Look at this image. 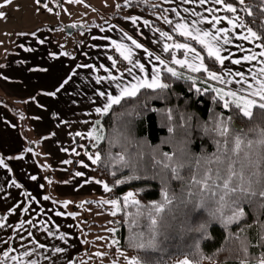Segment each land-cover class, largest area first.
Wrapping results in <instances>:
<instances>
[{
  "label": "snow or ice",
  "instance_id": "snow-or-ice-1",
  "mask_svg": "<svg viewBox=\"0 0 264 264\" xmlns=\"http://www.w3.org/2000/svg\"><path fill=\"white\" fill-rule=\"evenodd\" d=\"M13 0H5L6 4H11ZM37 5H40L41 0H35ZM185 3H193L196 0H183ZM209 0H198L200 5H205ZM211 3L215 5H222V9L207 8L206 11L211 15V18L204 16L201 13L192 11L193 16H199V20H192L190 22L184 21L177 22L173 25L172 31L177 33L179 37L185 38V42H175V38L167 31H160L159 38L166 41H174L173 43H163L162 52L170 53L171 59L166 61L162 59L160 55H154L150 52L142 43L137 42L132 36L125 33L126 38L131 41V44L136 49H143V51L150 58L147 63H142L138 58L134 60L133 49L124 43H118L113 40L112 44L115 49L123 57L124 61H127L131 67H126L125 72L130 78L125 82L124 72H121L119 76L110 75L107 77H97V83L102 80H110L115 89L119 90V95H114L111 92L100 91L98 96L106 98L102 107H96L95 112L100 115H106L113 109L114 105H121L122 101L131 99L141 95L142 89L164 90L170 87L169 83H165L162 80V74H170V77L177 79L195 80L196 77L191 74L186 75L184 72L178 71L176 67L169 66L178 65L181 69H187L189 73H200L206 77L205 83L208 80L217 81L221 87H204L203 89L197 88V92H214L215 96L223 101L224 109H231L235 115H229L224 117L222 114L215 117V122L212 127L203 125V129L207 133H215L221 137V140H217L219 148L216 153L211 156H204L197 158L195 164L189 163L191 153L187 149V145L190 142L187 137L189 135L188 130H185L184 136L177 141L176 150L169 155L168 153L162 154V159H155L153 157L151 167H159L161 170H167L172 173V178L185 181L186 187L191 188L195 186L202 199L199 205L193 204L191 211H195L197 206L204 207L205 200L214 205L217 210L210 212V219L206 223L200 225V230L207 233L212 219L222 220L225 226L233 223L239 224L244 220L245 224L248 223L246 218V212L244 205H255L260 209H264V51L256 53L251 48H245L242 44H236L237 52H232L228 45L232 44L234 40L247 41L250 44H254L255 47L264 49V22L259 25L256 24L257 17L254 16L253 8L251 5H246L245 0H238V4L244 6L243 11L247 13L249 17L253 19L245 23L237 16H220L216 15V12L223 10L226 13H237L238 8L234 3L228 2V0H211ZM261 4H264V0H260ZM5 5H0V8ZM51 11V9H48ZM176 12L175 9H173ZM185 12L189 9L185 8ZM179 16L180 13L176 12ZM260 17H264V9L259 12ZM6 13L0 12V18H5ZM133 24L136 23V17H132ZM226 21L227 25L231 27H217ZM145 24L149 22L144 21ZM166 23L173 24V21L166 19ZM207 24L211 30L207 28L199 27L198 25ZM252 24L253 26H248ZM237 29H246V34L237 33ZM255 29V30H254ZM160 40L153 41V43H159ZM259 42V43H257ZM43 43V41H41ZM199 45L201 51H198ZM30 50V49H29ZM174 50L182 52L183 58L178 59L174 54ZM202 50H206V57L202 55ZM227 53V55L223 54ZM237 53H247L245 55H237ZM236 57V58H233ZM159 62L160 66L152 64V59ZM109 59H112L109 57ZM228 61L232 65L252 64L254 61L260 63L262 66L258 71L254 68H248L247 71H233L232 68L225 66V62ZM210 62V63H209ZM117 60H112V67H115ZM148 64H152L149 69ZM216 65L220 66L219 71L215 70ZM162 66V67H161ZM136 70L142 75H137ZM110 71V69H105ZM151 77V78H149ZM169 76L165 75L164 79H168ZM239 86V87H234ZM141 107H144L143 105ZM239 119H246L249 122L255 123L259 121L258 127L244 128L237 123ZM99 125V121L96 122ZM173 131V129H169ZM77 136H81L82 133H76ZM89 137L96 140L97 144L103 139L101 135L97 134V129H93L88 133ZM22 157H17L21 159ZM89 160L93 164L101 161L99 153L95 154V157L89 155ZM121 162H124V157L119 158ZM64 163H71V161H64ZM0 165L4 168H8L3 158H0ZM126 166L131 167V162H125ZM88 167V165H84ZM10 170V169H9ZM186 170L184 175H181V171ZM76 176H82L84 173L77 172ZM115 175V173H113ZM140 176H133L130 179H140ZM31 179L35 180L33 176ZM126 181L124 179H118L115 181L117 184H123ZM51 183V181H50ZM96 183H101L96 181ZM16 187L20 185L13 181ZM104 189L107 192H111L112 188L108 184H104ZM136 193L129 192L123 198V206L126 208L129 204L135 205L139 208L140 201L134 199ZM192 193L188 192V198H182L175 193L169 195L168 191L163 194V200L160 203H156L151 206V210L147 212V219L149 224L146 226L147 231L137 232L136 229L141 228L139 220L134 216L130 220V226L132 227V235L130 237V246L138 250V255L131 258L128 264H159L158 260L154 258L150 253L162 251L161 239L164 235L166 227V209L168 212L173 211V203L176 201L179 205L185 207L191 203ZM44 200H49V196H44ZM55 203V201H53ZM71 201H65L64 207L67 208ZM91 203V201H88ZM103 204L112 205L114 211L111 215H117V212L122 211V202L120 200H104ZM81 207L83 205H80ZM226 208L227 212L222 209ZM12 211H15L13 209ZM25 212L28 209H24ZM55 215L63 216L62 212H56ZM70 216H74V213H68ZM141 215L140 212L136 213V216ZM255 219V218H254ZM31 223V221H28ZM0 227H3L0 224ZM23 227V223H21ZM256 238L261 240L262 246H264V220H260L255 225ZM115 231V230H113ZM241 231H245L244 228ZM47 235L51 236L53 233L45 229ZM31 235V233H29ZM61 240H64L63 235L60 236ZM239 239V237H238ZM38 243V242H37ZM113 244L117 241H112ZM45 244L38 243V248H45ZM248 245L245 240L240 239V251H246ZM35 251V249L33 250ZM56 253H64L65 249L61 247H55ZM143 254H140V253ZM32 251H25L24 256H32ZM11 258L14 261L19 260L17 256L9 257L7 251L4 252L3 258L0 259V264H4V261ZM50 259V258H49ZM27 264H37L36 260H30ZM74 264V262H70ZM180 264H199L198 261H192L184 259ZM241 264H245L242 260ZM259 264H264V256H261Z\"/></svg>",
  "mask_w": 264,
  "mask_h": 264
},
{
  "label": "crops",
  "instance_id": "crops-1",
  "mask_svg": "<svg viewBox=\"0 0 264 264\" xmlns=\"http://www.w3.org/2000/svg\"><path fill=\"white\" fill-rule=\"evenodd\" d=\"M172 1L173 4L170 6V20L173 21L172 26L177 22H182L181 17L187 22L199 20V16L192 15L193 10L211 18L212 14L206 11L207 8L222 9V5H215L211 3V0L205 5H200L198 0L193 3H185L183 0ZM185 8L189 9V11L185 12ZM173 9L179 12L180 15L177 16ZM216 15L225 16L226 12L221 10L216 12ZM237 15L236 13L233 16ZM132 17L137 18L135 24L132 22ZM146 20L149 22L148 24L144 23ZM153 20H156L153 16L143 14L140 11H136L135 14L129 18H115L112 24L113 29H109L108 33L104 34L100 39L92 38L91 40L87 39L84 42H79V57L77 56L76 59L72 60L68 59L70 56L60 51L57 42L50 46L48 51H44V47L41 46L40 41H30L26 43L22 56H18V60L22 59L23 61H18V64L13 65L10 71H8L7 75H11L13 79L20 78L23 75H29L30 72L37 75L42 71L45 75H38L35 77L43 79L34 87L35 90H39L43 93L44 99L42 101L32 100L31 98L25 100L27 104V115L30 113L31 123L32 121L38 123L37 129H39L44 139L41 140L42 146L37 147V144H33V142L38 141H33V137L31 139H25L21 136H17L16 139L12 140L10 137L4 136V132L9 133L16 128L18 129L19 123L17 118H19V116H16L14 109L2 107L3 102L0 101V123L2 126L3 124L5 125V130L0 131L2 134L0 138V158H3L8 165V168H4L0 165V224L3 225V227H0V256L7 251L9 257L17 256L20 258L17 261L9 258L4 261V264H27L30 260H36L37 264H70V262L76 264V261L79 262L77 258L84 252L85 248L80 237L79 221L67 214L69 211L63 206L64 204L53 203V201L57 199H43L45 196L44 184L48 178H51L47 176L48 170L50 172L55 171V174H57L60 180H69L70 177H73L70 182L65 185L66 187L61 186L57 188L59 196H68L74 192H78L79 183L84 181L81 177L84 176L93 184H102L96 183L98 179L93 175V167L95 164L89 160L88 155L91 153H88L85 149L91 138L88 136V133L91 132V128L93 129L95 119L97 115H99L95 112V108L102 107L106 98H101L98 95L92 97L89 96L91 94L88 92V96L85 98V92L79 93L80 90L78 89L77 79L79 77V88L85 87L88 85V83L83 82L85 74L92 76L93 72L95 77H100L101 72L97 70L108 67L110 68L108 72L110 75L111 71L112 75L116 76L124 72L125 82L130 79L125 69H118L117 64L115 67H112V60L114 59L112 51H116L120 55L112 44L113 40L118 43H124L132 48L134 60L138 58L142 63H147L150 58L143 49H136L135 46L131 44V41L126 38L125 33L132 36L137 42L142 43L150 52H153L154 55H160L162 59L166 60V53L162 52V45L163 43H170V41L160 39L159 32L156 30L159 29L160 31H167L169 33L170 31L161 19L158 20L161 24L160 26L153 24ZM198 26L211 30L207 24ZM224 26L231 27L226 24V21L217 27ZM236 31L237 33L246 34V29H237ZM157 40H160V42L153 43V41ZM103 43H105V50L102 49ZM242 43L243 40H234L232 44L226 47L231 49L232 52H237L235 45ZM250 45L256 53L264 51L261 48L255 47L254 44ZM54 48L57 52H52ZM96 53L105 55L109 64H106L103 58H96ZM46 54L53 55L51 57L52 60ZM174 54L178 59L183 58V56L177 55L176 51ZM223 54L227 55V53ZM245 54L247 53H237V55ZM109 57L112 59H109ZM151 59L152 64L160 66L158 61H155L154 58ZM152 64H148L149 69H151ZM225 66L232 68L233 71H247L246 67H251L254 68L255 71H258L261 64L254 61L252 64L232 65L226 61ZM127 67H131V65ZM58 68V73L48 77L46 76L47 72H54ZM72 73L73 78L71 82L77 86V89H73V86H69L71 82L64 83L65 79ZM136 74L142 75L138 70H136ZM3 78V76H0V85L7 82L6 85L9 86L8 88L5 86L3 90L6 91L8 96H16L17 99L20 98L22 100V98L28 96L30 94L29 87L35 86L32 83L35 78L31 81L29 77L28 83H26L25 86L27 89L21 91L11 88V77L8 78V81ZM94 89L95 94H98L103 90V84L99 83ZM112 94L119 95V90L114 88ZM87 99L88 102L85 104ZM91 108H93L92 114L89 113V109ZM87 111L89 114H84ZM82 128H88V131L82 132ZM78 132L82 133V139L80 136L76 135ZM3 136L6 138L4 139L7 142L6 146L2 145ZM77 139H80V145H77ZM27 140L28 143H30L29 149L26 147V145H28ZM64 142L68 143L69 149L67 148V151L64 150L63 161H68L67 159L71 157H74L77 161L75 170L71 175H69V171L73 167V164H59L61 158L59 155L60 149L58 148L59 146H63ZM4 155H7V157ZM17 157L22 158L17 159ZM79 159L80 162L87 160L85 164L88 165V167L79 169ZM77 172H82L84 175L76 176L75 173ZM52 174L51 172L50 175L52 176ZM33 176L36 177L35 180L31 179ZM13 181L20 185V187H16ZM101 187H104V185H101ZM26 188L30 192L29 198L24 193ZM103 191H105V189ZM79 192H81V190H79ZM105 192L108 193L107 191ZM13 209H15V211H12ZM24 209H28V211L25 212ZM69 210L71 211V208ZM56 212H62L65 215L57 216L55 215ZM14 221L20 226L17 232L14 233V231H11V228L10 231H1L8 228V226H12ZM28 221H31V223H28ZM21 223H23V227H21ZM45 229L53 234L51 236L47 235ZM29 233H31V235H29ZM61 235L65 237L64 240L60 239ZM37 242L45 244L46 247L38 248ZM55 247L64 248L65 252L56 253L54 251ZM34 249L35 251H33ZM25 251H32V256H24L23 253Z\"/></svg>",
  "mask_w": 264,
  "mask_h": 264
},
{
  "label": "trees",
  "instance_id": "trees-1",
  "mask_svg": "<svg viewBox=\"0 0 264 264\" xmlns=\"http://www.w3.org/2000/svg\"><path fill=\"white\" fill-rule=\"evenodd\" d=\"M228 2L235 4L238 8L237 14L245 23L253 19L242 10L244 6L239 5L238 0ZM245 4L252 6L254 16L257 17V25L264 22V17L259 16L260 10L264 9V4H261L260 0H245ZM131 5L143 14L151 16L156 9L166 10L164 6L157 4ZM234 14L236 13H226L228 16ZM113 18L124 19L126 16L118 13ZM153 24L161 25L156 20H153ZM165 25L174 36L175 42H185V38L172 31L171 25L168 23ZM194 46L201 51L199 45ZM175 51L177 55L183 56L181 51L174 50V53ZM112 55L117 60L118 69L124 70L127 62L116 51H112ZM202 55L207 60L206 50H202ZM165 57L168 61L171 54L166 53ZM169 66L176 67L178 71L186 75L191 74L197 79L194 82L163 73V82L170 85L168 89L163 92L142 89L141 95L122 101L121 105H114L106 115L97 116L93 129H97V134L103 139L97 144L91 137L86 145L85 150L88 153H99L101 156V161L93 167V175L112 188V191L107 193L109 196L122 202L123 210L114 218L117 224L115 245L120 250L130 253L131 258L137 256L138 250L130 246L133 231L130 220L135 216L141 225L136 231L146 232V226L149 224L147 212L151 210L152 205L162 202L165 191H168L169 195L183 194L182 198H188L187 193L191 192V203L187 207L174 201L173 211L168 212L166 209V227L164 235L160 237L162 251L150 253L159 264H180L184 259L198 261L199 264H241L242 260L245 264H259L261 256H264V246L261 240L256 238L255 225L264 220V209L245 204L247 224L242 220L239 224L225 226L222 220L212 219L205 234L200 230V225L209 221L210 212L217 210L216 207L205 200L204 207L197 206L195 211H191L193 204L199 205L202 199L198 189L195 186L186 187L185 181L172 178L173 174L167 170L150 166L153 157L162 159L163 153L171 155L176 150L177 141L184 136L186 129L189 132L187 139L190 141L187 145L191 153L189 163L194 165L197 158L211 156L219 148L217 140L222 138L218 134L205 132L202 126L207 125L211 128L217 115L222 114L224 117L235 115L231 109L223 108V101L216 97L214 92L196 91L197 88L219 87L218 82L208 80L205 83L206 77L200 73H189L187 69H181L179 66L170 64ZM219 69L220 66L216 65L215 70ZM165 75L169 78L164 79ZM142 105L144 107H141ZM237 123L246 129L260 126L259 121L252 123L246 119H239ZM170 128L173 131L170 132ZM77 142V145H80V139ZM121 156L124 157V162L119 160ZM71 159L74 165L69 175L74 172L77 165L76 159L74 157ZM125 162H131L132 166H126ZM185 171H181L182 176ZM133 176L141 178L130 179ZM118 179H124L126 182L117 184L115 181ZM129 192L136 193L134 199L140 201L139 208L132 204L126 208L123 206V198ZM222 210L227 212L226 208ZM137 212L141 215L136 216ZM242 228L245 231H241ZM240 239L247 243L246 251L239 250Z\"/></svg>",
  "mask_w": 264,
  "mask_h": 264
},
{
  "label": "rangeland",
  "instance_id": "rangeland-1",
  "mask_svg": "<svg viewBox=\"0 0 264 264\" xmlns=\"http://www.w3.org/2000/svg\"><path fill=\"white\" fill-rule=\"evenodd\" d=\"M136 3L164 6L166 10H155L153 17L156 21L161 19L166 23V19H170L171 17L170 6L173 4L172 0H41L40 5H37L35 0H13L11 4L6 5L5 0H0V5H5L0 8V12L6 13L5 18H0V76H3V79L7 81L8 78L11 77V88L21 91L27 89L25 86L26 83H28V78L30 77L32 81L38 75L45 76L42 71L35 75L30 72L32 71L30 70L27 71L30 72L29 75H23L16 79H13L11 75H7L13 65L18 64V61H23L22 59L18 60V56H22L26 43L35 40L40 41V43L43 41L41 46L44 47V51H48V48L57 42L60 51L70 56L68 59H76L79 55V42H84L87 39L91 40L92 38L100 39L104 34L108 33L109 29H113V16L115 14L120 13L129 18L135 14L136 11H140L131 5ZM48 9H51V11ZM69 29H71V32L68 31ZM104 44L105 43L102 44L103 50H105ZM242 45L245 48H251L252 51L254 50L246 41H243ZM52 52H57V50L54 48ZM46 55L52 60L51 57L53 55ZM96 58H103L104 62L109 64L105 55L101 53H96ZM101 69L102 70H97L101 72L100 77L110 76V73H108L109 71H105V69H110L109 67ZM246 69H248V67H246ZM58 72L59 68L54 72H47L46 76L55 75ZM72 75L73 73L65 79L64 83L71 82L73 78ZM42 79L43 78L34 79L32 83L35 86L29 87L30 94L22 98V100L20 98L17 99L16 96H8L6 94V91L3 89L5 86L7 88L9 87L6 85L7 82L0 85V101L3 102L2 107L14 109L16 116H19V118H17L19 123L18 129L16 128L13 131L9 130L11 131L9 133L4 132V136L10 137L12 140L16 139L17 136H21L25 139H31L33 137V141H38L33 142V144L36 143L37 147L42 146L41 140H43L44 137L40 134L39 129H37L38 123L36 121H32L31 123V116L30 113L27 115V104L25 103V100L30 98L36 101H42L44 99L43 93L34 88ZM83 82L88 83V85L79 88L78 77L77 83L78 89L80 90L79 93L85 92V98L88 96L87 92L90 93L91 95L89 96L92 97L98 95L95 94L94 87L99 83H97V77H95L93 72L92 76L85 74ZM100 83L103 84L102 91L112 93L115 88L110 80H102ZM217 85L221 87L219 83ZM69 86H73V89H77V86L73 84V82H71ZM87 102L88 99L85 104H87ZM87 113L88 111L84 114ZM89 113H93V108L89 109ZM97 116H100V114ZM2 130H5V125L3 124L2 126L0 123V131ZM81 130L82 132H86L88 128H82ZM92 131L93 129L91 128V132ZM1 135L0 133V138ZM4 136L2 145L6 146L7 142L4 140L6 139ZM80 138L82 139V136H80ZM29 146L30 143L26 145L27 149L30 148ZM67 148L69 149L67 142H64L63 146H59L58 149H60L59 155L61 158L59 164H65L62 158L64 156V150L67 151ZM95 154L96 153L89 155L94 158ZM4 156L7 157V155ZM67 160L71 161V164L74 165L71 158ZM86 161L87 160L80 162L79 159V169H85L84 165ZM51 172L53 173V177L50 175ZM51 172L48 170L47 176L51 178H48L44 184L45 196H49L51 199H57L55 201L57 204H64L65 201H71L67 209L70 213H74L75 215L73 217L79 221L80 237L85 248L84 252L78 256L77 260L79 262L76 261V264H128V261L131 259L130 253L120 250L112 243V241L116 240V234L113 230L117 229V224L114 221L116 215H111V212L115 209L112 205L103 204L102 201L119 199L109 196L103 191L104 187H101V185H104L105 182L101 181L102 184L96 185L87 180L84 176L81 177L84 181L79 183V190H81V192L78 190V192H74L68 196H59L57 188L61 186L66 187L65 185H67L73 177H70L69 180H60L57 174H55V171ZM24 193L28 198L30 197V192L27 188ZM88 201H91V203H88ZM80 205L83 206L81 207ZM70 208L71 211L69 210ZM19 227L16 221H14L12 226H8V228L1 231H10L11 228V231L15 233L19 230ZM2 258L3 255L0 256V259Z\"/></svg>",
  "mask_w": 264,
  "mask_h": 264
},
{
  "label": "water",
  "instance_id": "water-1",
  "mask_svg": "<svg viewBox=\"0 0 264 264\" xmlns=\"http://www.w3.org/2000/svg\"><path fill=\"white\" fill-rule=\"evenodd\" d=\"M69 32H71V29L68 30ZM241 126V125H240Z\"/></svg>",
  "mask_w": 264,
  "mask_h": 264
}]
</instances>
